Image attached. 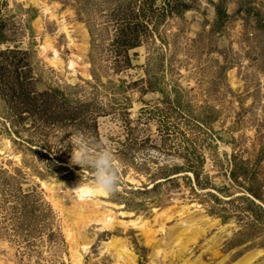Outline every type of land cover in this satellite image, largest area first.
<instances>
[{
    "label": "rangeland",
    "instance_id": "rangeland-1",
    "mask_svg": "<svg viewBox=\"0 0 264 264\" xmlns=\"http://www.w3.org/2000/svg\"><path fill=\"white\" fill-rule=\"evenodd\" d=\"M77 133L120 162L112 196L73 190ZM94 201L114 227L70 238ZM120 243L264 264V0H0V264H123Z\"/></svg>",
    "mask_w": 264,
    "mask_h": 264
},
{
    "label": "clouds",
    "instance_id": "clouds-1",
    "mask_svg": "<svg viewBox=\"0 0 264 264\" xmlns=\"http://www.w3.org/2000/svg\"><path fill=\"white\" fill-rule=\"evenodd\" d=\"M71 163L91 169V184L82 190L87 197L112 196L118 191L121 164L113 153L94 138L77 133L70 137ZM63 147V146H62Z\"/></svg>",
    "mask_w": 264,
    "mask_h": 264
},
{
    "label": "bare ground",
    "instance_id": "bare-ground-1",
    "mask_svg": "<svg viewBox=\"0 0 264 264\" xmlns=\"http://www.w3.org/2000/svg\"><path fill=\"white\" fill-rule=\"evenodd\" d=\"M55 183H56L55 181L50 183V189L53 188V185ZM86 186H88V185H86ZM86 186H81L78 184L72 185L73 190L75 192H77L78 197L80 199H84L87 197L86 195L82 194V190ZM98 203H99L98 201H94L92 203V208L88 210V213L84 210V208H82L81 204L74 206V208L72 209L73 212H71L73 214L72 216H74V217L72 218V221H71L72 223L70 224V226L68 228V236L70 238L74 239L76 237V235H77L76 229L79 228V226L87 225V221H86L87 218H90L89 220L94 219L96 222L102 221L104 223V227H106V228L109 225L111 226L110 228L114 227V223L109 224V222L107 221V217H110L111 214L107 213V212H99V210L94 207ZM131 223L136 224V222H134V221H131ZM140 226L142 227V229L145 230V233H146V235H148L149 238L152 237V234L154 233V231L147 229L146 226H144V224H141ZM162 229L163 228H161V231H162ZM156 231L157 230H155V232ZM113 242H117V241L114 240ZM113 242L108 243V246H112V247L115 246ZM77 251L78 250H75L74 255L72 256V257H74V264H81L82 263L81 262V255ZM115 256L117 258V261H122L123 264H135L133 253L125 245H122V243H120V246L118 244L116 245Z\"/></svg>",
    "mask_w": 264,
    "mask_h": 264
},
{
    "label": "trees",
    "instance_id": "trees-1",
    "mask_svg": "<svg viewBox=\"0 0 264 264\" xmlns=\"http://www.w3.org/2000/svg\"><path fill=\"white\" fill-rule=\"evenodd\" d=\"M134 32H133V34H134ZM134 37H136V34L133 36V38L129 37L130 39L128 40V43L130 44L131 48L136 47L138 45L136 42L137 39H135Z\"/></svg>",
    "mask_w": 264,
    "mask_h": 264
}]
</instances>
